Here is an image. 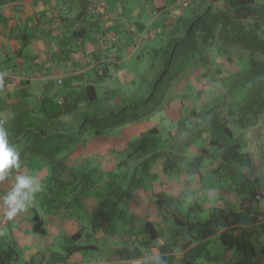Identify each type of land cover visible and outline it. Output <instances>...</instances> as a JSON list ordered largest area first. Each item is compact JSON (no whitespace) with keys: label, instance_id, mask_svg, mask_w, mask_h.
<instances>
[{"label":"crops","instance_id":"0c3cea01","mask_svg":"<svg viewBox=\"0 0 264 264\" xmlns=\"http://www.w3.org/2000/svg\"><path fill=\"white\" fill-rule=\"evenodd\" d=\"M257 1L264 3V0ZM200 2L0 0V73L6 71L8 74L7 77L0 75V116L8 124H13L19 117L38 111L44 103H64L69 94L89 84L95 85L97 96L98 87L101 86L105 94L108 90H118L126 96L145 97L159 69L158 65L150 70L148 52L166 43L173 35L177 20L195 12ZM217 4L223 5L222 2ZM80 30L82 32L76 35ZM248 67L249 54L246 50L224 47L218 43L203 44L189 67L174 81L157 111L145 118L118 125L107 133L85 136L70 150L60 153L55 162L44 157L39 158L38 162L45 160L51 164L52 175L57 168L63 170L65 176L67 171L82 166L89 155L104 153L107 159L114 147H108L102 140H110V145L114 141L117 146L121 143L126 145L136 142L143 132L154 127L163 136L165 134L166 149L169 145L167 132L182 119L195 118L214 103L229 106L242 101L244 97L237 100L234 93L243 87L237 80ZM80 110L92 109L84 108L82 103ZM76 115L68 114L63 119L73 123L76 122ZM250 130L231 124L232 136H243L244 145H250ZM182 135L178 134L175 140L181 142L182 152L189 159L200 156L189 148V144L208 146L212 138L210 132L199 138ZM123 138L126 140L119 141ZM259 138L256 137V140ZM36 157L29 155L22 159L21 168L12 169L13 172L0 184V235L13 240L18 246V264H24L34 257L36 261L41 255L48 256L51 251L66 253L71 245V237L81 228L86 230L81 232V238L75 244L92 247L74 251L69 258L72 264H145L151 260L160 264H233L222 257L224 248L214 236L204 237L198 229L192 235L185 234V230L166 228L157 202L159 195L178 197L188 186L192 194L187 201L190 202L192 197L197 198L201 205L199 217L206 219L223 201L235 202L240 189L238 180L224 174L221 169L218 176L216 170L220 159L204 157L200 173L196 175L166 173L164 159H158L152 166L151 174L141 179L128 201V207L133 205L136 209V216L127 217L134 229L125 231L122 238L119 234L111 233L117 245H111L108 257L100 244L92 241L96 234L95 231L90 233L91 220L81 214L68 219L63 215H50L44 210L47 213L44 219V215L32 207L18 213L12 220L4 217L3 196L17 175L30 173V165L38 159ZM107 161L108 167L112 166L111 159ZM113 165H117L115 161ZM236 170L252 189L264 192L263 188L256 187L259 170L254 162L249 170L240 167ZM252 175L256 176L255 179ZM248 184H244L245 192L249 190ZM95 206V198L85 200L88 212L91 213ZM259 209L255 207V210ZM36 211L43 220V233L34 230ZM148 212H152L150 217L146 216ZM148 225L158 231H174L176 235H169V240L152 237L151 231L147 230ZM7 228L9 232H6ZM250 228L261 235L262 245L264 224L256 222ZM88 233L91 237L87 236ZM101 235L104 236V232ZM186 238L192 239L189 246L183 244ZM96 251L102 252L106 258L103 255L101 259H93ZM224 253L231 255L230 251Z\"/></svg>","mask_w":264,"mask_h":264},{"label":"trees","instance_id":"16d2710c","mask_svg":"<svg viewBox=\"0 0 264 264\" xmlns=\"http://www.w3.org/2000/svg\"><path fill=\"white\" fill-rule=\"evenodd\" d=\"M218 2L223 5H218ZM79 32L82 30L75 34ZM214 43L248 52L249 67L237 80L240 86L248 87L243 100L229 106L214 103L195 118L182 119L167 132L169 145L166 149L164 137L157 127L143 132L136 139L128 159L120 163L124 172L108 175L97 166L87 167L84 164L67 171L64 176L63 170L55 169L50 179L44 182L45 190L42 193L43 208L48 214L73 219L81 211L87 210L85 200L95 198L96 206L90 213L94 229L111 227L125 218L133 190L141 179L151 174L152 166L158 159H164L166 173L196 175L200 173L204 157H215L220 159L216 170L218 176L221 169L224 174L238 180L240 189L237 200L223 201L206 219L199 217L201 205L197 198L192 197L190 202L187 201L192 194L188 186L178 197L159 195L157 202L163 225L185 230V234L193 235L198 229L204 237L214 236L224 252L230 251L231 255L222 254L227 262L264 264V240L261 245V237L250 228L258 222L261 211L251 207L250 195L255 191L236 170L237 167L249 170L252 162L247 154H243V136L233 137L231 131V124L253 129L264 120V3L257 0H201L195 12L177 20L173 35L166 43L148 52L150 70L158 65L159 69L145 97H130L118 90H108L106 105L98 109L80 110L82 103L97 98L95 85L89 84L69 94L64 103H44L38 111L19 117L13 124H8L0 116V127L8 132L9 144L19 153L21 160L29 155H39L55 162L60 153L70 150L85 136L107 133L118 125L145 118L157 111L174 81L196 57L200 46ZM68 114H77L76 122L65 121L63 117ZM206 132L212 135L208 146L189 144V148L200 156L187 158L180 147L181 142L175 138L178 134L199 138ZM244 156L248 160L245 161ZM246 183L249 185L247 192L244 191ZM34 222L36 232H45L43 220L37 211ZM147 230L151 231L152 237L159 234L176 235V232H169L168 229L158 231L152 225H148ZM82 231L83 228L71 237V245L66 253L51 251L48 256L41 255L36 261L34 257L24 264H72L69 258L74 251L92 247L75 244L81 238ZM186 239L183 244L189 246L192 239ZM19 260L20 251L16 243L0 235V264H18ZM145 264L160 262L151 260Z\"/></svg>","mask_w":264,"mask_h":264},{"label":"rangeland","instance_id":"374dc122","mask_svg":"<svg viewBox=\"0 0 264 264\" xmlns=\"http://www.w3.org/2000/svg\"><path fill=\"white\" fill-rule=\"evenodd\" d=\"M247 52V51H246ZM242 59V58H241ZM246 67L248 65V62L246 61ZM247 89L248 87L243 86V87H239L236 91V93H234V96L236 97L237 100L242 99L243 97H245L246 93H247ZM104 105H106V94L103 91V88L101 86L98 87V96L95 100L93 101H86L83 103V107L86 109H98L103 107ZM89 136V135H87ZM165 136V134H164ZM163 136V137H164ZM252 136V138L250 139V145L249 144H243V154L249 157V160L251 162H254L255 165H257L258 167V180L256 182V187L257 188H263L264 189V120L261 122V124H259L258 126L254 127L252 130H250V137ZM260 137L259 140H256V137ZM136 138H134L135 140ZM121 140H126V139H120ZM131 141V140H129ZM103 144H108V147H111L113 145V149H111L109 151V155H107V159L104 156V153H101L100 155L96 156V155H89V159L86 160V162L84 163L85 165H87V167H91V166H97L98 168L102 169L103 171L106 172V174L111 175L112 172H124L125 169H121V165L120 163H122L123 160H127L129 153L134 149L135 146V142H128L126 143H121L119 146H117V143L114 141L112 142V144L110 145V140H102ZM251 150L252 153L249 151ZM92 154V153H91ZM251 154V156H250ZM38 159H35L33 161V164L30 165V173L31 175H34L36 179L39 180L40 183V190L32 193L31 194V198L26 202L28 204V208H32L35 207L38 209V211L44 215V219L45 216L47 215V213L44 211L43 208V204H42V193L45 190L44 187V182L48 181L52 175V166L51 164H49L48 162H46L44 160V162H38L39 158H41L42 156L36 155ZM111 159L110 163L112 166H109L106 164V161ZM244 160H248V158H246L244 156ZM114 161L116 162V166L113 165ZM108 162V161H107ZM83 164V165H84ZM114 168V169H113ZM57 169V168H56ZM113 169V170H112ZM13 171L10 170V173H12ZM44 173V174H43ZM255 175H252V178L255 179ZM249 187H247L248 189ZM253 191H255L254 189H252ZM251 204V203H250ZM252 205V204H251ZM254 207V206H253ZM256 207H260V209L258 211H261V216L258 220V222L264 224V205L263 206H256ZM27 208V209H28ZM255 208V207H254ZM30 210V209H28ZM89 210V209H88ZM88 210H83L81 211V214L83 215V217L90 219V233L92 234L93 231H95L96 236H94V239L92 240L93 242H97L100 244L101 248L103 250H105V252H107V256H109V253L111 251V245H117L115 242L116 239L115 237H113V235L111 234L112 232L119 234V237L122 238L123 234L125 231L134 229L133 227H131V223L129 221H127V217H132L133 215L136 216V209L133 207V205H131V207H128V209L126 210V214H125V218L118 221L117 223H115V225L111 226V227H107V228H101L98 230L94 229L93 226V220L90 218V212H88ZM86 214V215H85ZM152 215V212H148L146 213L147 217H150ZM130 220V219H129ZM88 224V223H87ZM86 229L83 228V231H85ZM6 232H9V228L6 229ZM102 232H104V236H102ZM255 235L261 237L260 234H257V231H254ZM94 234V235H95ZM87 236L91 237V235L88 233ZM86 236V237H87ZM169 235H161L159 234V237L163 238V239H167L169 240V237H167ZM113 238V240H112ZM124 239V238H123ZM120 240V239H119ZM120 243H123V241H121ZM104 254H102V252L100 251H96V253H94V257L93 259H101L103 257ZM104 258H106V256L104 255Z\"/></svg>","mask_w":264,"mask_h":264},{"label":"clouds","instance_id":"9594fccd","mask_svg":"<svg viewBox=\"0 0 264 264\" xmlns=\"http://www.w3.org/2000/svg\"><path fill=\"white\" fill-rule=\"evenodd\" d=\"M20 168V155L10 146L8 132L0 127V184L8 178L10 170ZM39 190L40 183L34 175H17L14 183L9 186V190L3 196L4 217L12 220L18 213L25 211L28 208L26 202L31 198V194Z\"/></svg>","mask_w":264,"mask_h":264},{"label":"built area","instance_id":"2783aa9c","mask_svg":"<svg viewBox=\"0 0 264 264\" xmlns=\"http://www.w3.org/2000/svg\"><path fill=\"white\" fill-rule=\"evenodd\" d=\"M0 75L7 77L8 74L6 71H4L0 73ZM250 202L252 206L254 207L263 206L264 205V192L255 191V193H252L250 195Z\"/></svg>","mask_w":264,"mask_h":264}]
</instances>
